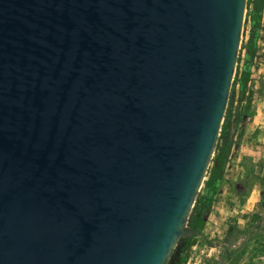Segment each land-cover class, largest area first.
<instances>
[{
    "label": "water",
    "instance_id": "water-1",
    "mask_svg": "<svg viewBox=\"0 0 264 264\" xmlns=\"http://www.w3.org/2000/svg\"><path fill=\"white\" fill-rule=\"evenodd\" d=\"M246 1L0 0V264L172 259Z\"/></svg>",
    "mask_w": 264,
    "mask_h": 264
},
{
    "label": "rangeland",
    "instance_id": "rangeland-1",
    "mask_svg": "<svg viewBox=\"0 0 264 264\" xmlns=\"http://www.w3.org/2000/svg\"><path fill=\"white\" fill-rule=\"evenodd\" d=\"M250 31L249 22L243 23L236 77L243 65L241 44L250 37ZM238 87L236 84L235 89ZM241 105L246 106V112L229 124L231 146L220 171L217 193L199 223L200 232L189 238L181 264H264V0L256 51ZM212 166L210 161L200 190ZM176 248L179 250L178 244Z\"/></svg>",
    "mask_w": 264,
    "mask_h": 264
},
{
    "label": "trees",
    "instance_id": "trees-1",
    "mask_svg": "<svg viewBox=\"0 0 264 264\" xmlns=\"http://www.w3.org/2000/svg\"><path fill=\"white\" fill-rule=\"evenodd\" d=\"M262 6L263 0L246 1V8L250 9H248V12L245 14L244 25L249 22L251 27L250 37L245 43L241 44V48L244 49V55L242 58L243 65L239 77H236L237 72H235L236 75L231 84L232 88L229 93V99L223 118L224 122L221 125L213 156L211 158V161L213 162L211 173L208 179L204 181L203 188L197 193L188 218L189 226L195 229V234L193 236L200 232L199 223L202 221L203 215L209 209L212 199L217 193L219 187L221 179L220 171L225 163L227 149L231 146L230 139L228 138L229 124L232 122L233 118H237L242 113L246 112V106L242 107L241 102L245 96L253 57L256 51ZM239 52H241V49ZM240 59L241 55L238 56L237 61H240ZM236 84L239 86L238 90L235 89ZM189 242L190 239L188 237H180L177 243L179 245V250H177V248L174 249L173 257L167 262V264H171V261H173V264H181L185 259V248Z\"/></svg>",
    "mask_w": 264,
    "mask_h": 264
},
{
    "label": "flooded vegetation",
    "instance_id": "flooded-vegetation-1",
    "mask_svg": "<svg viewBox=\"0 0 264 264\" xmlns=\"http://www.w3.org/2000/svg\"><path fill=\"white\" fill-rule=\"evenodd\" d=\"M192 236H193V235H192ZM192 236H191V237H192ZM188 238H190V237H188ZM172 263H173V261H171V264H172Z\"/></svg>",
    "mask_w": 264,
    "mask_h": 264
}]
</instances>
